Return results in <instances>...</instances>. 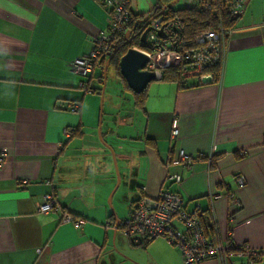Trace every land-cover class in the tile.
<instances>
[{"label":"crops","instance_id":"0c3cea01","mask_svg":"<svg viewBox=\"0 0 264 264\" xmlns=\"http://www.w3.org/2000/svg\"><path fill=\"white\" fill-rule=\"evenodd\" d=\"M157 6L130 0L129 8L148 15ZM262 7L244 1L217 83L188 79L178 89L159 73L141 108L133 95L124 107L113 101L128 92L114 73L105 121L100 62L87 77L69 69L107 30L104 0H0V264H183L165 240L132 246L119 230L132 204L161 191L178 193L189 212L199 206L211 241L264 249ZM179 150L207 157L188 170ZM46 194L83 223L39 213ZM245 263L228 254L200 264Z\"/></svg>","mask_w":264,"mask_h":264},{"label":"built area","instance_id":"2783aa9c","mask_svg":"<svg viewBox=\"0 0 264 264\" xmlns=\"http://www.w3.org/2000/svg\"><path fill=\"white\" fill-rule=\"evenodd\" d=\"M245 0H226L229 12L234 16L242 13ZM222 0H189V5L198 11H208L216 14L217 5ZM105 7L109 10L110 23L106 31L101 32L93 41L91 50L77 58L69 65L72 73L87 77L93 70V66L99 63L100 58L111 55L114 43L119 37H123L129 31L130 24V0H104ZM144 38V50H141L149 58L145 70L154 71L159 76L160 67L179 66L183 77L194 78L199 83L208 79L211 83V75L207 70L217 64H221L224 56V40L231 30L207 31L197 36L193 41L184 42L179 39L181 28L176 22H162L160 18L150 20L146 27ZM162 31L163 37L157 35ZM81 87L85 86L81 84ZM85 91L90 90L85 87ZM71 112H78L75 104L69 108ZM177 136V130H172L170 138ZM6 154L0 152V167ZM207 156L198 154L193 156L179 150L177 152L178 164L190 170L196 159H205ZM209 158V157H208ZM179 183L177 175L171 176ZM238 186L243 185V178L236 179ZM39 213L50 211L58 212L61 222L80 226L83 222L75 220L71 215L62 211L55 202L52 194H46L38 205ZM201 211L195 206L192 211H187L178 193L161 191L157 198L151 199L143 196L131 205L127 216L120 222L119 230L132 246H141L147 241L161 238L175 247L182 258L183 264H200L209 259H224L228 254L243 257L245 264H264V249H252L246 246H233L230 242L215 243L208 239L200 223ZM181 226L183 231L176 228ZM231 225V220H229ZM231 227L227 232L230 236ZM231 251H230V250Z\"/></svg>","mask_w":264,"mask_h":264},{"label":"trees","instance_id":"16d2710c","mask_svg":"<svg viewBox=\"0 0 264 264\" xmlns=\"http://www.w3.org/2000/svg\"><path fill=\"white\" fill-rule=\"evenodd\" d=\"M171 1L172 0H158V6L148 15H135L131 13L129 24L131 39L125 44L123 41V37H119L112 48V53H115L111 57L108 65L113 67L116 77L121 81L125 90L133 95L134 103L138 108H141L142 104L145 101L146 90L139 94H134L127 87L125 80L120 75L118 63L120 57L126 52L127 49L133 47L140 50L145 49L144 45L139 42L140 35L143 32L142 27L144 26V24L155 18H160L164 23L174 22L176 20L181 28L179 39L183 40L184 42H188L193 41L197 36L207 31L231 30L235 26V23L239 18V16H234L229 12L226 0H222V3L217 5L216 14H212L208 11H198L196 8H193L191 6L184 8H166L162 12L163 8H165ZM220 1L221 0H218V2ZM99 60L100 65H102L101 69H103L105 58H100ZM94 67L95 65L93 66V69ZM159 72V81L161 82L173 83L177 86L178 89H187L191 87L186 86L189 78L182 76L179 66L160 67ZM207 72H209V74L211 75V83H217L220 76V64L210 67ZM71 217L75 219L73 216ZM199 220L205 236L209 239L210 225L207 222V218H204L201 215Z\"/></svg>","mask_w":264,"mask_h":264},{"label":"water","instance_id":"95a60500","mask_svg":"<svg viewBox=\"0 0 264 264\" xmlns=\"http://www.w3.org/2000/svg\"><path fill=\"white\" fill-rule=\"evenodd\" d=\"M180 0H172L165 8H163L162 12L166 8H172L174 5L177 4V2ZM148 23V22H147ZM146 24L142 27L143 32L140 35L139 42L143 43L145 35L147 33ZM157 35L159 37H163L162 31H158ZM130 31L126 32L123 36V41L126 44L130 40ZM115 52H113L107 59L104 69H103V80L105 79V70L109 64V61L111 57L114 55ZM149 62L148 56H146L141 50L137 48H129L126 50V52L120 57L119 63H118V69L120 75L125 80V83L127 87L134 93L139 94L144 91V89L147 87L148 84L151 82L157 81L158 77L155 74L154 71H148L145 70L146 64ZM208 82V79H203L202 83ZM104 85V82H103ZM103 85H102V92H103ZM100 100H102V94L100 97ZM119 185V177L117 176V182L114 190L112 191V194L116 190V188ZM111 194V195H112ZM111 197V196H110ZM119 223H116L118 226Z\"/></svg>","mask_w":264,"mask_h":264},{"label":"rangeland","instance_id":"374dc122","mask_svg":"<svg viewBox=\"0 0 264 264\" xmlns=\"http://www.w3.org/2000/svg\"><path fill=\"white\" fill-rule=\"evenodd\" d=\"M257 2H259V4H264V0H257ZM189 0H180L179 3L175 6L176 8H184V7H189ZM264 8V7H262ZM114 72H113V67L109 66V68L107 69V72L105 73V78H106V84L104 83L103 86V94H104V99L102 105V114H103V119L105 121H107L108 119V113H107V108H108V102L109 100H111V97L109 96L110 94V84H111V80L113 79L112 76ZM189 79H193V78H189ZM99 88H102L99 86ZM132 94L130 92H126V93H119L118 94V98L114 99L113 101L118 105L121 104L122 106H127L130 103V98H131ZM117 197V196H116ZM116 197L114 199V203L116 202ZM112 208V206H111ZM118 237H121V235L118 233ZM123 238V237H122Z\"/></svg>","mask_w":264,"mask_h":264}]
</instances>
